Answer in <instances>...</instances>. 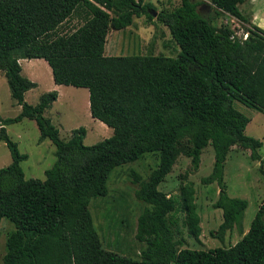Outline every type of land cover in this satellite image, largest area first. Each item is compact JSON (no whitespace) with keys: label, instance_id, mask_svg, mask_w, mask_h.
<instances>
[{"label":"trees","instance_id":"16d2710c","mask_svg":"<svg viewBox=\"0 0 264 264\" xmlns=\"http://www.w3.org/2000/svg\"><path fill=\"white\" fill-rule=\"evenodd\" d=\"M208 1L215 17L227 14L245 25L246 38L203 16L197 8L201 2L180 0L155 16L179 47L176 57H167L105 55L110 29H125L141 15L153 19L149 11L155 8L144 0H0V72L21 107L15 117L0 118V141L11 156L10 164L0 168V221L14 226L6 234L1 264H264V200L243 232L247 201L230 197L223 180L235 145L264 164L262 142L245 134L250 117L233 106L236 101L264 114V29L241 13L243 0ZM75 18L78 25L61 32ZM21 58L44 59L56 84L86 88L91 116L112 134L85 145L86 130L78 127L62 140L44 116L58 92H44L36 105L28 104L25 92L37 83L22 75ZM23 118L35 120L40 139L55 146L56 161L44 180L24 178L20 162L26 155L6 133L5 123ZM207 145L214 161L202 182L217 183L213 206L222 212L212 234L221 238L236 228L242 237L228 247L180 248L183 242L175 238L169 218L176 201L157 187L180 154L198 169ZM147 153L157 163L146 178L135 174V196L146 206L135 232L143 246L139 259H133L102 247L89 203L107 195L116 167ZM179 203L188 234L198 239L200 217L190 183L180 187Z\"/></svg>","mask_w":264,"mask_h":264},{"label":"rangeland","instance_id":"374dc122","mask_svg":"<svg viewBox=\"0 0 264 264\" xmlns=\"http://www.w3.org/2000/svg\"><path fill=\"white\" fill-rule=\"evenodd\" d=\"M144 1L153 4L155 10H150L151 14L152 11L158 13L161 10H172L180 4V0ZM192 1L201 2L197 7L199 12L205 17H212L215 25H227L236 36L244 37L245 25L227 14L215 17L214 7L208 0ZM258 4L263 8L264 0H259ZM242 8H245V4L239 6L240 10ZM78 23L76 18L69 20L60 28L61 32L72 30ZM104 52L105 55L109 56L153 54L176 57L179 47L172 39L168 28L155 16L149 20L145 15H141L134 17L132 24L125 29H110ZM33 66L40 74L41 86L26 91L24 100L28 104L36 105L40 95L44 93L43 88L46 87L49 73L42 62H36ZM23 74L26 77V70ZM78 90L70 93L71 95H68V92H63L61 97L44 111V116L48 117L58 129L62 140L69 139L73 129L84 127L86 132L83 143L92 145L109 137L112 130L106 128L104 131L100 127V121L87 114L85 96L81 92L85 88ZM233 106L250 117L245 128V134L262 142L259 152L264 157V114L236 101ZM20 110V105L10 96L4 73L0 72V118L15 117ZM4 127L10 139L17 144L19 152L26 155V158L20 162L24 178L44 180L46 178L45 170L51 168L56 161L55 146L52 142L48 138L40 139L38 126L33 119L23 118L17 122L5 123ZM213 161L214 153L210 145L203 149L199 167L196 170L192 168L190 158L180 154L172 170L157 187L176 201V209L169 215V218L172 221L171 226L175 238L181 239L183 242L180 248L208 250L216 247H228L242 237L236 228L227 231L221 238L212 234V231H216L222 222L221 209L213 206L218 197L219 187L216 182L203 183L202 178L211 172ZM10 162L9 149L4 142L0 141V168L7 166ZM156 163V156L147 153L139 160L116 167L107 180V195L91 199L89 210L103 248L133 259H139V252L143 244L135 237L136 222L138 215L146 205L135 196V190L138 187V183L135 182V174L142 179L146 178ZM223 180L226 185V192L230 197L242 198L247 201V207L241 221L243 232H246L264 200V164L261 163L260 165L259 160L251 159L248 149L235 145L225 160ZM185 183H190L194 188V201L201 226L198 239L188 234L185 214L180 208V187ZM13 228V224L5 218L0 221V264L5 253L6 234Z\"/></svg>","mask_w":264,"mask_h":264},{"label":"crops","instance_id":"0c3cea01","mask_svg":"<svg viewBox=\"0 0 264 264\" xmlns=\"http://www.w3.org/2000/svg\"><path fill=\"white\" fill-rule=\"evenodd\" d=\"M258 3H259V0H243V2L241 4H239V6L240 5L243 6L245 4V8H242V10H240V9L239 10L241 11V13L245 17H247L249 19L250 23L264 29V7L263 8L260 7ZM262 3H263V1H262ZM36 62H42L45 65L47 72L49 73V79L47 81L46 87L43 88L44 92L56 90L58 92V97H57V100H58L61 97L63 92H68V95H69L70 93H73L74 91L78 90V89L72 88L74 86L56 84L53 81L51 69L44 59H42V58H32V59L21 58V59H19V63H20L21 68H22V70H21L22 75H24L23 72H24V70H26V74H25L26 77L37 83V86L35 88H32V89H36V88H39L41 86V81L39 80L40 74H39L38 70L33 66V64H35ZM80 90H81V88L78 91H80ZM81 92H83V94L85 96V108H86L87 114L90 117H92L90 114V111H89L88 90L85 88V90H83ZM100 127L104 131H106L105 130L106 128H108V130L111 129L110 127H108L107 125H105L101 121H100Z\"/></svg>","mask_w":264,"mask_h":264},{"label":"water","instance_id":"95a60500","mask_svg":"<svg viewBox=\"0 0 264 264\" xmlns=\"http://www.w3.org/2000/svg\"><path fill=\"white\" fill-rule=\"evenodd\" d=\"M156 14H157L156 11H152L153 16H156Z\"/></svg>","mask_w":264,"mask_h":264},{"label":"built area","instance_id":"2783aa9c","mask_svg":"<svg viewBox=\"0 0 264 264\" xmlns=\"http://www.w3.org/2000/svg\"><path fill=\"white\" fill-rule=\"evenodd\" d=\"M246 36H247V34L245 33L243 39L246 38Z\"/></svg>","mask_w":264,"mask_h":264}]
</instances>
